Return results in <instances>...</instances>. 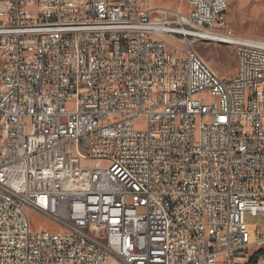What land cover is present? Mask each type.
I'll return each instance as SVG.
<instances>
[{
	"label": "built area",
	"instance_id": "built-area-1",
	"mask_svg": "<svg viewBox=\"0 0 264 264\" xmlns=\"http://www.w3.org/2000/svg\"><path fill=\"white\" fill-rule=\"evenodd\" d=\"M186 2L0 0V264H264V39Z\"/></svg>",
	"mask_w": 264,
	"mask_h": 264
},
{
	"label": "rangeland",
	"instance_id": "rangeland-1",
	"mask_svg": "<svg viewBox=\"0 0 264 264\" xmlns=\"http://www.w3.org/2000/svg\"><path fill=\"white\" fill-rule=\"evenodd\" d=\"M157 6L187 13L189 5L186 0H152ZM229 6L228 26L235 35L264 39V0H226ZM193 47L203 56L207 64L219 75L231 77L236 73L237 59L234 47L218 42L196 41ZM72 109L74 103H68ZM137 129H145L144 121H138ZM97 166L105 163L96 162ZM30 229L32 232L49 230L60 231V227L48 217L33 209H27ZM248 223L259 224V230L263 231L264 216L246 214Z\"/></svg>",
	"mask_w": 264,
	"mask_h": 264
},
{
	"label": "trees",
	"instance_id": "trees-1",
	"mask_svg": "<svg viewBox=\"0 0 264 264\" xmlns=\"http://www.w3.org/2000/svg\"><path fill=\"white\" fill-rule=\"evenodd\" d=\"M256 261V256L252 259V262Z\"/></svg>",
	"mask_w": 264,
	"mask_h": 264
},
{
	"label": "bare ground",
	"instance_id": "bare-ground-1",
	"mask_svg": "<svg viewBox=\"0 0 264 264\" xmlns=\"http://www.w3.org/2000/svg\"><path fill=\"white\" fill-rule=\"evenodd\" d=\"M226 4H228L227 1H226ZM228 8H229V6H228Z\"/></svg>",
	"mask_w": 264,
	"mask_h": 264
}]
</instances>
